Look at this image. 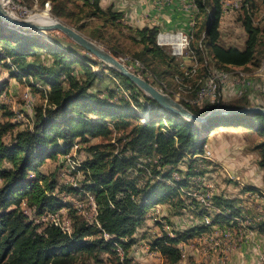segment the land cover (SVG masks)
<instances>
[{
	"label": "trees",
	"instance_id": "1",
	"mask_svg": "<svg viewBox=\"0 0 264 264\" xmlns=\"http://www.w3.org/2000/svg\"><path fill=\"white\" fill-rule=\"evenodd\" d=\"M46 1L50 2V12L56 17L72 18L76 14L69 6L70 0H41V5ZM25 2L30 6L32 0ZM98 2L87 0L84 5L86 14L105 17L103 25L105 21L116 25L122 14L111 9L104 11ZM195 3L198 11L206 9V5L211 6L203 39L213 60L223 66L228 64L247 70V65L255 59L256 47L260 43L259 29L253 26L249 8L244 4L242 23L247 39L241 49L217 43V24L221 16L219 0H195ZM82 28V25L77 26L78 30ZM134 32L136 35L131 40L140 44L141 49L129 58L139 62L141 73L152 77V85H168L162 64L174 68L170 81L178 71V60L156 45L158 27L144 26L134 29ZM28 33L0 22L3 49L0 51V61L8 59L5 64L11 75L26 79L30 86L42 92L45 100V104L34 109L31 126L18 130L8 144L3 137L14 124L0 121V264H98L97 252L116 254L115 244H120L124 250L123 261L119 260V264H124L132 259L129 248L138 238L147 239L151 250L158 251L171 264H175L181 259L178 244L207 231L210 226L199 224L182 233L173 229V235L162 231L154 237L151 234L137 237L136 231L151 207L175 202L187 208L190 206L186 205L189 200L198 215L208 214L212 217V225L229 224L241 215L234 200L221 195H211L209 198L212 206L219 211L210 213L203 204L198 210L199 200L189 190L197 188L193 179L202 176L204 168L201 166L208 160L188 157L185 151L193 155L202 154L205 137L201 133L213 127L245 126L264 135V115L245 113L215 116L197 126L181 116L158 110L159 106L152 98L112 68H109V73L118 80L121 90L128 94L124 92L127 94L124 96L118 88H108L107 93L100 94L92 90L94 81L100 76L90 72L86 66L88 63L101 66L98 59L71 40L68 47L74 51L70 52L62 47V42L51 44L40 35ZM90 38L104 45L112 55H119L116 48L107 45L108 41L104 40L100 30L92 32ZM261 44L264 45V42ZM41 48L52 58L50 63L39 57L38 50ZM78 49L86 51L81 57L84 62L77 58L80 57ZM75 65L80 66L85 77L75 76ZM64 76L68 80L67 86L63 85ZM29 77L40 80L48 88L38 87L36 81H29ZM260 93L261 90L256 87L234 97L229 103L222 101L218 106L231 109L264 107ZM185 106L196 115L216 108L214 105L201 108ZM142 110L148 111L144 121L138 116V111ZM153 116H159V121H168L176 130L168 132L171 129L163 127L167 132L160 131L156 125L157 118ZM113 132L115 136L111 138ZM97 137L109 141L88 146L89 157L80 165L84 174L80 187L66 188L75 194L85 191L94 195L98 225L76 219L71 232L67 233L54 224H33L19 208L21 201H25L38 214L70 208L69 202L63 201L55 193L56 181L40 171L42 164L69 152L77 140L85 143ZM255 149L260 152L258 165L264 168V139L256 143ZM4 162L10 166L3 167ZM180 163H186L185 172L178 168ZM133 169L139 176H128V171ZM173 172H183V176L176 179ZM146 176L145 182L139 184L138 180ZM257 229L264 235V221L258 224ZM104 234L109 237L105 238Z\"/></svg>",
	"mask_w": 264,
	"mask_h": 264
},
{
	"label": "rangeland",
	"instance_id": "2",
	"mask_svg": "<svg viewBox=\"0 0 264 264\" xmlns=\"http://www.w3.org/2000/svg\"><path fill=\"white\" fill-rule=\"evenodd\" d=\"M86 1L87 0L69 1V6L72 7V9H74L76 12V14L72 18H59L52 15L50 12L51 4H49L48 7L44 3L43 5H41V0H38L37 3H29L30 11L25 15L23 14V16L24 18H29V16L33 14H45L75 29H77L78 25H82L83 28L81 30H77L89 38L92 32L100 30L101 32H103L104 40L108 41L107 45L111 48H116L119 51V55L115 57L122 63H124L127 67H129L131 71L139 74L145 80L148 79L147 81L150 82V76L148 74L141 73L139 65H137L129 58L134 56V53L141 49L140 44L131 40V37H134L136 35L134 29L138 27L125 24L122 21V18H124L123 12L117 11L112 7V5L106 4V0L104 2H101V7L99 0L98 5L102 10L105 11L111 9L114 12H119L120 14H122V17L117 21L118 23L115 22L116 25L112 24L110 21H105V24L103 25L105 17L100 15L92 16L86 14V9L84 7ZM122 1L125 4L126 2H133V0H120V2ZM169 1H175L173 3L178 4L180 10L188 13V16L190 18V11H188L187 8L184 7L181 0ZM234 1L238 3L237 6L231 5ZM244 2V0H219V3L221 4V16L217 24V30L219 32L217 43L224 46L237 47L241 49L244 47L245 41L247 39V33L244 30L242 23L243 6L245 4V7L249 8L253 26L259 29L258 39L260 40V43L256 47L255 59L247 65V71L253 72L261 65V62L264 58V45L261 44V42H264V0H249L245 3ZM206 6L207 7L204 10H197L196 25L194 28L193 38L191 39L192 41H190L189 50L194 52L198 59L202 62L206 60L208 65L221 67L223 66L222 64L216 63V61L213 60L211 51L209 48H207L205 40L203 39L204 30L206 27V18L209 12H211V6ZM22 31L25 30L22 29ZM31 34L40 35V37H42L43 39L49 40L51 44L62 42L63 48H67V50H70V52L71 50H73L72 48L70 49L68 47L70 42L69 40L71 39L59 30H51L41 34ZM92 40L101 45L105 50H107L106 47H104V45H102L100 42L94 39ZM1 44L2 43L0 42V51H3V49L1 48ZM199 44H201V46ZM164 50L168 54V50L166 48ZM77 51L79 52L78 54L80 56H77V58L80 59V61L84 62L81 57L86 54V51H82L79 49ZM38 52L40 58L47 59V63L51 62L52 58L47 55L45 49L41 48L40 50H38ZM93 58L96 57L94 56ZM6 61L9 60L7 59ZM6 61H0V121H8L14 124L12 130L6 133V135L3 137L5 143L8 144L14 139V135L18 130L31 126L34 116V109L40 105L45 104V100L43 98L42 92L38 91L35 87L30 86V83L26 81V79H19L12 76L9 69L7 68V65L5 64ZM100 62L101 66H94L91 63L86 64L90 72L100 76L99 79H96L94 81L92 90H97L98 93L105 94L107 93L108 88H118V91L126 96L128 92L124 89L121 90L122 86H120L118 80L109 73L108 70L110 67L104 62ZM174 63L176 62L174 61ZM232 66L233 65L228 64L224 65V67ZM162 67L164 68V70H166V83L169 85L166 86L171 87L172 82L171 79L169 81V77L174 68L172 65L169 66L165 64H162ZM74 70V74L78 78L85 77V74L83 73L80 66L75 65ZM62 80L63 85L67 86L68 80L66 76L62 77ZM29 81L34 83L36 81V85L40 88H45V90L48 88L36 78L29 77ZM26 87H29L32 98L28 103L26 102V98L24 96ZM124 92H126L127 94L125 95ZM259 95L260 98H262V102L264 104V90H261V93ZM223 96L225 102L228 103L234 98L233 94L228 91H224ZM147 113V110L138 111V116L141 117L140 120L144 121V118H147ZM153 117L157 118L156 125L159 126L160 131L167 132L166 130L162 129L163 127H169L171 130L168 132H174L176 130L169 124L168 121H159V116ZM110 127L112 128V126ZM201 135L205 137L204 152L202 153V155H204L206 151H208L209 154L208 157L197 158H204L208 161L204 162V165L201 166L204 168L202 176H196L193 179V181H195V183L198 185L197 188H192L189 190L190 194L199 200L198 206L196 205L198 207V210L202 205L200 202L201 198L205 197L203 194L206 192H209L211 195H221L234 200V204H236L240 208V218L243 220L246 216L250 224H253L252 226L246 224L244 225V227L242 226V228H253L256 238L250 239V242H256L260 238L259 241L261 240L260 242L262 247L260 248L259 252L264 258V235L257 229L258 224L264 221V198L262 195L264 193V187L261 188L256 186L257 183L261 182V177L264 178V168H261L258 165V162L260 160V152L259 150L255 149L256 143L263 140L264 135L255 132L245 126L237 125L213 127L207 131L203 130ZM114 136L115 133L113 132L111 138H114ZM106 141L109 140L102 137L92 138L85 143L79 142L77 140L69 150V152H67V156L69 158L64 157V155L60 154L57 155V159L55 158V160H48L45 162V166L40 167V171L43 174L49 175L48 178L50 180L54 179L56 181L57 189L55 190V193L63 201L69 202L70 208L64 207L60 209L57 214L59 225L64 229L68 227L71 231L72 225L74 224V221L76 219H80L88 223L94 222V210L92 204L85 194V191L80 194H75L68 191L66 187H80L81 182L84 178V174L83 171L80 170V166H76L74 164L79 163L81 165L82 162H84L89 157V154L87 152V148L89 145L106 143ZM111 141H113V139ZM185 153L186 155L190 154L188 153V151H185ZM187 156L192 157L190 155ZM142 160L144 161V159ZM72 164L74 168L71 167ZM7 166H10L9 163L4 162L3 167ZM178 166V168H180L183 172L187 170L186 163H180ZM128 172V176H139V173H137L134 169L129 170ZM183 172L181 174L173 172L174 178H181V176H183ZM147 176L140 178L138 180L139 184H143L147 179ZM253 187L256 189H253ZM59 188H61V190ZM187 204H190V206H188ZM186 205L188 207L183 208L178 203L165 202L163 204L156 205L154 207V211H151V207L147 211L145 217L142 219L143 222L141 221V225L136 231V236L140 237L142 236V234H151L154 237L155 235H159L162 231H164V229L162 228V225L164 223H168L171 228L167 230H170V232H172L174 229L175 232L177 231L179 233H182L185 230L196 225L202 224L203 216H200L196 213L197 211L195 210V207L191 205L189 200H187ZM13 207L14 206H11V208ZM259 207H261L262 210L261 214L257 210V208ZM19 208L26 214L28 220H31L33 224H42L44 226L47 224H53V221H51L50 217H48L47 211H43L42 213L38 214L36 213V210L27 206L25 201L20 202ZM208 211L210 213L213 212L210 210ZM151 212L153 213V215H151ZM209 218L211 220L212 217L209 215ZM149 229L150 231H148ZM240 233L242 232H239L235 235L239 236ZM247 240L249 239L246 238L243 241L240 240L239 243H245L247 242ZM186 241L187 240H185V242ZM184 248L185 256L181 257V259L175 264H206L204 261L200 260V257L207 258V254L211 253V250H209L207 243L204 242L202 243V245H200L190 240L189 245H187V247L185 246ZM204 248L208 250L206 251ZM145 251L150 253L149 250ZM146 252L144 253L146 254ZM192 252H196V254ZM97 257L99 260L98 264H119L118 256L110 252L98 251ZM133 259L135 260V264H171L168 259L162 256L160 253L159 255H151V257L146 260L142 259L137 261L135 258ZM260 264H264V259Z\"/></svg>",
	"mask_w": 264,
	"mask_h": 264
},
{
	"label": "built area",
	"instance_id": "3",
	"mask_svg": "<svg viewBox=\"0 0 264 264\" xmlns=\"http://www.w3.org/2000/svg\"><path fill=\"white\" fill-rule=\"evenodd\" d=\"M3 8L10 14L24 18L23 14H27L30 11V7L25 3V0H0ZM184 7L190 11V18L187 19V23L182 28H176L174 30L163 28L158 30L155 38L156 45L166 48L170 55L175 57L178 60V71L173 74L171 78V87L166 86L162 83L161 87L156 86L161 92L170 95L173 99L181 103L182 105H189L193 108H201L205 105H214L216 108L219 107V103L225 101L224 91H228L233 94V97H236L243 92L251 91L253 88H256L255 80H259L258 88L264 90V58L261 62V65L253 72L247 71L241 67L232 66V67H215L213 65H208L206 60L202 62L198 59L196 54L189 50L190 41L193 38L194 28L196 25V13L197 6L195 0H181ZM32 2L37 3L38 0H32ZM44 4L48 7L50 2L46 1ZM233 6H237L236 1L232 2ZM201 46V44H199ZM134 61L139 67L141 65L137 60ZM127 67V66H126ZM129 69V67H127ZM130 70V69H129ZM134 72V71H133ZM150 81L152 77L150 76ZM26 102L31 101V91L29 87H26L25 91ZM29 105V104H27ZM186 107V106H185ZM161 111V110H160ZM164 120V119H162ZM165 121V120H164ZM68 153L64 154V157ZM209 152L206 151L204 155L202 154H187L192 157H208ZM69 158V157H68ZM76 163V162H75ZM74 164V163H73ZM73 164L71 165L72 168ZM80 166L79 163L74 164ZM200 180V179H199ZM87 198L92 204L94 214H97V206L94 200V195L90 192H85ZM262 194V193H261ZM205 197L201 198V204L207 210L210 211H219L217 208H214L210 203L209 198L211 194L209 192L204 193ZM264 198V193L262 194ZM155 206L151 208V211H154ZM62 209V208H61ZM60 210V209H59ZM48 212V217H50L53 224L60 226L58 222V211ZM258 212L261 214V207L257 208ZM150 214V212H149ZM151 215L153 213L151 212ZM151 217V216H150ZM143 222V220H142ZM98 225L94 217V222ZM211 220L209 215H204L202 218L203 225H209V229L204 231L202 234L198 235L194 243L202 245V243H207L209 250L221 248L223 251H230L237 248L241 243L240 240H244L247 236L254 234L253 228H248L247 231H243L236 236L235 234L239 233L238 229L235 226L242 228L244 225H250L248 218L242 220L239 217L234 218L229 224L223 226H218L215 224H210ZM237 224V225H236ZM61 227V226H60ZM62 228V227H61ZM164 231L168 234L173 235V231L168 223L162 225ZM246 229V228H244ZM63 231L70 233L68 227ZM105 238L109 236L104 234ZM126 239V238H124ZM143 248L150 251V255L159 253L158 251L151 250L148 243H143ZM178 248L181 253V257H184V242L178 244ZM206 251L208 249L204 248ZM114 250L120 261H123L124 250L120 244H115ZM124 264H135V260L132 258L129 262Z\"/></svg>",
	"mask_w": 264,
	"mask_h": 264
},
{
	"label": "crops",
	"instance_id": "4",
	"mask_svg": "<svg viewBox=\"0 0 264 264\" xmlns=\"http://www.w3.org/2000/svg\"><path fill=\"white\" fill-rule=\"evenodd\" d=\"M105 0H100L101 2ZM126 2V1H125ZM175 1L169 0H133L126 4L120 0H106V4L112 5V7L121 11L124 14L122 21L125 24L142 28L144 26H157L158 30L167 28V29H176L182 28L186 25L187 19L189 18L188 13L180 10L179 5L173 3ZM102 7V6H101ZM256 87L259 86V80H255ZM56 158V157H55ZM55 158L48 160H55ZM57 159V158H56ZM46 160V161H48ZM46 163L42 164L41 167L45 166ZM261 182L257 183V187H264L263 177H261ZM218 226H223L225 224H215ZM155 226V225H154ZM238 229V232L247 231L248 229L235 226ZM150 231V229L148 230ZM184 241V247L189 245L190 240L195 241L196 237ZM247 242L241 243L237 248L230 251H223L221 248L211 249V253L207 254V258L200 257L201 261H204L206 264H250L257 263L260 264L263 261V256L261 255L260 248L261 240L259 239L256 242H250V239H254L255 233L246 237ZM245 238V239H246ZM264 241V240H263ZM143 243H148L147 239L138 238L134 244L129 248V255L132 258L138 260H146L151 257L150 253L146 252L143 248ZM150 247V246H149ZM185 250V248L183 249ZM146 252V254L144 253ZM195 253L196 252H192ZM224 253V254H223ZM159 255V253H157ZM226 254V255H225ZM255 254V255H254ZM206 255V254H204ZM198 261V260H196Z\"/></svg>",
	"mask_w": 264,
	"mask_h": 264
},
{
	"label": "water",
	"instance_id": "5",
	"mask_svg": "<svg viewBox=\"0 0 264 264\" xmlns=\"http://www.w3.org/2000/svg\"><path fill=\"white\" fill-rule=\"evenodd\" d=\"M0 22L14 26L15 28L23 29L27 34H29V31L59 30L73 42L95 56L98 60L106 63L110 68L129 79L134 85H136L158 104L159 110L181 116L186 121H191L196 125L205 124L210 118L215 116H228L245 113H258L264 115V107L262 106H251L241 109L215 108L203 115H196L187 107L173 99L170 95L161 92L156 86L142 78L139 74L129 70L124 63L113 56L109 51L105 50L101 45L97 44L77 29L59 20H55L52 23H42L29 18H19L7 12L3 8L0 1Z\"/></svg>",
	"mask_w": 264,
	"mask_h": 264
},
{
	"label": "bare ground",
	"instance_id": "6",
	"mask_svg": "<svg viewBox=\"0 0 264 264\" xmlns=\"http://www.w3.org/2000/svg\"><path fill=\"white\" fill-rule=\"evenodd\" d=\"M29 19H31V20H34V21H36V22H42V23H52V22H54L55 20H57V19H55V18H53V17H49L48 15H45V14H37V15H35V14H33V15H30L29 16ZM30 33H45V32H47V31H29ZM145 115H147V114H145ZM148 116V115H147ZM146 116V117H147ZM199 125V124H198ZM205 196V195H204ZM94 212V211H93ZM58 214V213H57Z\"/></svg>",
	"mask_w": 264,
	"mask_h": 264
}]
</instances>
